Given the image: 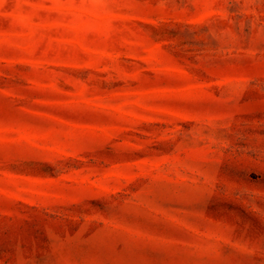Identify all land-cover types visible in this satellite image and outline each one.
I'll return each instance as SVG.
<instances>
[{"label":"rangeland","instance_id":"rangeland-1","mask_svg":"<svg viewBox=\"0 0 264 264\" xmlns=\"http://www.w3.org/2000/svg\"><path fill=\"white\" fill-rule=\"evenodd\" d=\"M0 264H264V0H0Z\"/></svg>","mask_w":264,"mask_h":264}]
</instances>
